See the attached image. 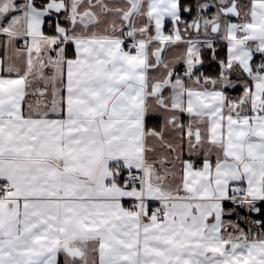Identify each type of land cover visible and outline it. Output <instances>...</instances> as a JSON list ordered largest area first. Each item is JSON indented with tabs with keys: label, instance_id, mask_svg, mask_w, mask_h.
Here are the masks:
<instances>
[{
	"label": "snow or ice",
	"instance_id": "obj_1",
	"mask_svg": "<svg viewBox=\"0 0 264 264\" xmlns=\"http://www.w3.org/2000/svg\"><path fill=\"white\" fill-rule=\"evenodd\" d=\"M0 264H264V0H0Z\"/></svg>",
	"mask_w": 264,
	"mask_h": 264
}]
</instances>
